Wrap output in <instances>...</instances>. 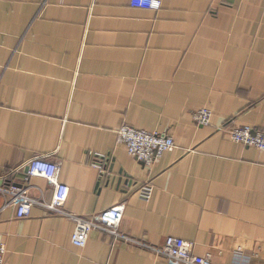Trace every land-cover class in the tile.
<instances>
[{"label": "crops", "instance_id": "1", "mask_svg": "<svg viewBox=\"0 0 264 264\" xmlns=\"http://www.w3.org/2000/svg\"><path fill=\"white\" fill-rule=\"evenodd\" d=\"M160 1L0 0V178L51 158L70 189L66 212L123 204L120 231L138 242L95 231L77 248L70 219L8 208L5 264H167L141 245L167 238L213 264H264V152L220 130H264V0ZM200 110L210 126L195 122ZM125 126L167 134L176 149L147 168L119 143ZM30 185L51 202L46 180Z\"/></svg>", "mask_w": 264, "mask_h": 264}, {"label": "built area", "instance_id": "2", "mask_svg": "<svg viewBox=\"0 0 264 264\" xmlns=\"http://www.w3.org/2000/svg\"><path fill=\"white\" fill-rule=\"evenodd\" d=\"M133 8L146 10H160V0H131ZM195 122L200 126H210L212 115L207 110H200L194 114ZM225 124L221 131H226L230 139L239 145L264 152V130L250 126H231ZM119 143L125 146L128 154L142 163L145 167H153L162 156L176 149V142L167 134L147 132L130 126L121 128ZM101 158L96 156L94 166L102 169ZM25 168L27 169L25 171ZM61 165L48 157H39L31 160L26 166L14 169L6 176L0 178V216L8 208L16 211L18 219L30 217L35 206H41L51 214L70 219L75 224L72 244L77 248L86 247L92 232L99 231L112 236L125 243L138 244V242L120 231L125 205L112 207L90 217H80L66 212L65 205L70 189L60 182ZM23 174V182L14 179ZM32 178H42L53 189L51 202L44 201L31 195L30 181ZM141 197L149 201L153 195V188L149 185L140 189ZM146 249L153 251L167 264H213L210 257H199L194 253V244L179 238H167L162 246L152 247L141 244ZM5 248H0V264H5Z\"/></svg>", "mask_w": 264, "mask_h": 264}]
</instances>
